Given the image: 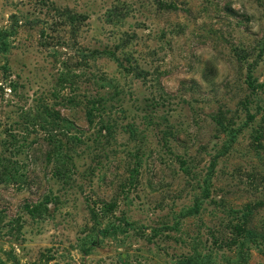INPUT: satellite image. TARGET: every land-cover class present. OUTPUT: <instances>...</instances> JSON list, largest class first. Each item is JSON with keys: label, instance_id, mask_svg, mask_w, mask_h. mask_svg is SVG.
Segmentation results:
<instances>
[{"label": "rangeland", "instance_id": "374dc122", "mask_svg": "<svg viewBox=\"0 0 264 264\" xmlns=\"http://www.w3.org/2000/svg\"><path fill=\"white\" fill-rule=\"evenodd\" d=\"M2 45L0 264H264V0H0Z\"/></svg>", "mask_w": 264, "mask_h": 264}, {"label": "trees", "instance_id": "16d2710c", "mask_svg": "<svg viewBox=\"0 0 264 264\" xmlns=\"http://www.w3.org/2000/svg\"><path fill=\"white\" fill-rule=\"evenodd\" d=\"M7 47L5 45H2V47L0 48V52L4 53L6 52ZM248 87H252L251 82H248ZM44 111V110H43ZM54 118L56 120V122H60L62 121L60 119L59 116L57 115H53L52 113H49L47 111L41 112L40 114H34V115H30V120L32 121V125L33 126H38L40 128H44L46 129L45 132L47 135H54V134H58V136L61 139H67L68 138V129L65 127H62L60 125H51V123H48L45 125V127H42V124L45 122V118ZM252 117L249 118V120H251ZM65 122L66 121H62ZM234 137L230 138V141H233ZM69 140V139H68ZM58 144H60V141H58ZM59 148L61 147V145H58ZM57 161H58V168L56 169V174L55 176L59 179L62 180V178H64L65 174H66V169H65V165H66V160H67V156L65 154H60L57 155ZM11 162L4 158V157H0V184H4V183H19L20 182V177L21 175H17L18 169L10 164ZM215 169V161L213 160L209 166V172H208V176L206 179V184L207 182L211 179L213 172ZM185 174H187V171H183ZM63 182H65V180H62ZM208 190L207 188H205L203 190V196L204 198L208 197ZM198 212V207H194L193 209L189 210L186 214L187 215H194ZM27 213L30 217L32 218H40L43 215L48 213V209L47 207H45L44 205H37L35 207L32 208H28L27 209ZM16 232L18 230V228L15 229Z\"/></svg>", "mask_w": 264, "mask_h": 264}]
</instances>
